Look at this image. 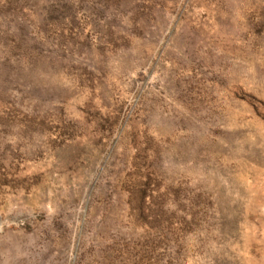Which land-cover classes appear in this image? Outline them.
<instances>
[{"label":"rangeland","instance_id":"1","mask_svg":"<svg viewBox=\"0 0 264 264\" xmlns=\"http://www.w3.org/2000/svg\"><path fill=\"white\" fill-rule=\"evenodd\" d=\"M0 264H264V0H0Z\"/></svg>","mask_w":264,"mask_h":264}]
</instances>
